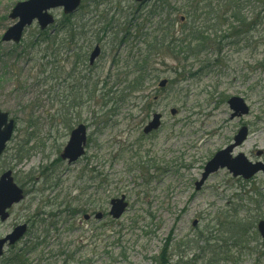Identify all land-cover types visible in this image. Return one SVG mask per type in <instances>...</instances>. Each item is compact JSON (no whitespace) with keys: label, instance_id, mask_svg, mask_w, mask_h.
Returning a JSON list of instances; mask_svg holds the SVG:
<instances>
[{"label":"rangeland","instance_id":"374dc122","mask_svg":"<svg viewBox=\"0 0 264 264\" xmlns=\"http://www.w3.org/2000/svg\"><path fill=\"white\" fill-rule=\"evenodd\" d=\"M19 1L24 0H0V110L15 126L0 157V174L10 170L25 196L0 221V238L18 224L27 223V231L5 249L4 258L29 248L27 264H155L153 257L167 245L172 264H264L258 234L247 236L248 245L234 246L214 228L223 211L250 219L264 212V175L238 181L220 169L199 190L194 185L204 164L232 142L242 125L249 134L233 155L264 161V0H240L243 22L233 24L237 36L230 28L232 19H199L208 48L186 56L178 68L171 57L156 58L158 76L145 89L151 99L121 104L115 113L90 101V84L100 87L101 82L93 83L98 78L111 85L140 47L139 28L153 30L165 11L143 20L153 0L140 5L134 0H82L71 19L83 25L87 40L102 39L89 74L78 61L72 63L76 54L68 47L55 51L54 64L47 63L41 45L26 49L41 39L35 21L19 44L1 40L16 21L8 15ZM188 2L169 0L178 10L171 14L178 19L175 29ZM211 2L217 8L216 0ZM51 13L57 22L63 17L61 8ZM46 31L55 32L52 26ZM84 39L76 46L85 45ZM73 66L77 69L72 71ZM83 75L91 81L80 79ZM162 78L168 84L158 88ZM232 96L244 99L248 114L230 118L227 100ZM171 108L176 109L173 115ZM153 113L162 115L161 126L144 134ZM78 123L87 125L88 144L85 155L69 164L59 155ZM258 150L262 155H256ZM120 195L127 208L113 219L109 202ZM97 212L101 219L94 217Z\"/></svg>","mask_w":264,"mask_h":264},{"label":"trees","instance_id":"16d2710c","mask_svg":"<svg viewBox=\"0 0 264 264\" xmlns=\"http://www.w3.org/2000/svg\"><path fill=\"white\" fill-rule=\"evenodd\" d=\"M204 1L205 3L201 5L203 0H196L195 2L189 0L187 7L184 9L186 24L179 22L180 27L175 29V22L178 21V19L173 18L171 14L178 10L170 6L169 0H153L152 6L146 13V17L140 18L143 20L149 19L155 13L162 15L164 11L165 14L160 16L155 22L156 24L153 30L142 31L143 28H139L140 32L137 33V41H140V47H138L136 53L130 55V59L121 66V71L116 74V79L111 85L108 84L106 79H93V83L99 84L101 82L102 85L96 88V85L90 84L91 87L88 89V98L90 101L96 104L98 103L101 109L102 107H108V112L115 113L121 104L129 103L130 101L150 100L151 95H147L145 89L149 86V83L158 76L156 58L160 57L161 60H163L166 56L171 57L176 60V68H178L180 60L185 59L186 56L196 55L207 48L208 37L205 35V27L202 26L201 28L197 24L199 19L212 16V19L219 23L224 20L228 21L232 19L230 28L237 36V27H234L233 24H241L243 22V19L238 14L240 0H216L217 4L215 6H217V8L212 7L211 0H208L207 3L206 0ZM133 20H136V18H133ZM75 22L76 21L71 20V16H63L62 20L55 26L54 33L50 34L47 31H38L37 35L41 37L40 42H35L34 44L28 43L25 48L31 50L36 46V43L37 46L41 45L42 48L40 50L44 49L46 53L44 56L49 58V60L47 58V63L51 61V63L54 64L56 61H53L51 58L55 51H59L66 47H68L70 51L74 39L80 38L82 35L86 34L83 31V25H75ZM105 29L106 27H103L102 31L105 32ZM95 38L100 41L99 36ZM90 44L91 43H89L88 46ZM86 51L87 50H84L83 47H78L75 53L76 59L73 62H83L84 60L82 59L85 57ZM91 69L92 67L89 70L90 73ZM68 76H70V73ZM87 79L91 81L92 77L90 76ZM177 79L176 77L170 80V85L176 83ZM74 100H76V97H74L73 101ZM251 201L259 207V201L255 199ZM219 214L220 216L216 215L219 217L218 221L214 219L216 225L214 228H217L216 231L221 234L225 232L226 235L230 237L229 239L233 240L234 246H241L242 244L245 246L248 245L246 243L249 241L247 236L250 234L253 235V239L255 238L254 236L257 234L255 223L259 218L264 217V212L261 213L259 211H257L254 216H251L253 217L251 219L248 216L246 218H237L236 211H234L232 216L226 214V211ZM225 214L226 216H224ZM221 216H224V220L220 218ZM228 218L230 219L227 220ZM213 231L214 229L210 231L208 229L210 234ZM203 240L208 242L211 238H205ZM208 252L213 255L215 253L213 249ZM227 252L229 253L231 251L228 250ZM25 254V250L19 249L18 252L11 253L3 258V264H26ZM153 258L155 264H172L170 263L169 254L167 252V245H164L161 252Z\"/></svg>","mask_w":264,"mask_h":264},{"label":"water","instance_id":"95a60500","mask_svg":"<svg viewBox=\"0 0 264 264\" xmlns=\"http://www.w3.org/2000/svg\"><path fill=\"white\" fill-rule=\"evenodd\" d=\"M141 2L143 0H136ZM81 0H24L17 2L9 13L11 19L17 21L9 26L2 36L3 41L19 42L23 30L26 26L30 25L33 20H36L39 28L44 29L54 21L53 15L49 12L50 9L61 7L63 13L68 14L74 12ZM99 53V47L96 46L90 55V63ZM166 79H161L158 83L159 87L166 84ZM229 108L232 110L230 118L240 117L246 115L249 111L244 99L239 96H232L227 101ZM173 115L176 113L175 108L170 109ZM161 114L154 113L152 119L143 128L144 133L151 132L158 129L160 126ZM13 119H8V113L0 110V155L2 154L6 142L10 139L13 131ZM248 135L246 126L240 127L234 136V142L225 148L217 151L212 158H210L204 165L201 178L195 183V188L198 190L204 183L206 178L219 168H227L233 176H241L245 179L250 178L253 174L262 170L264 173V163H252L247 160L244 154L239 153L232 157L231 151L234 147L241 144ZM86 144V127L84 124H79L71 133L69 140L64 147L61 158L68 159V162L76 161L83 153ZM23 198L22 189L19 188L11 176V171L7 170L0 175V220H5L9 213L6 211L12 204L19 202ZM124 195L119 198L110 200L109 214L117 219L125 211L127 203L124 201ZM88 216L85 215V218ZM96 218L102 217L101 213L95 215ZM26 231V225H17L5 237L0 238V256L3 253V247L7 243L9 245L18 241ZM257 231L262 238L264 245V220L257 223Z\"/></svg>","mask_w":264,"mask_h":264},{"label":"flooded vegetation","instance_id":"af4514ba","mask_svg":"<svg viewBox=\"0 0 264 264\" xmlns=\"http://www.w3.org/2000/svg\"><path fill=\"white\" fill-rule=\"evenodd\" d=\"M87 58H89V55L87 56ZM257 152H258V151H257ZM257 152H256V153H257ZM261 153H262V151H261Z\"/></svg>","mask_w":264,"mask_h":264}]
</instances>
